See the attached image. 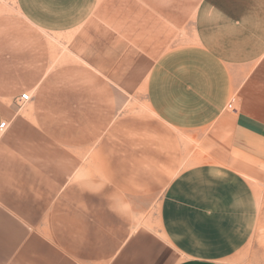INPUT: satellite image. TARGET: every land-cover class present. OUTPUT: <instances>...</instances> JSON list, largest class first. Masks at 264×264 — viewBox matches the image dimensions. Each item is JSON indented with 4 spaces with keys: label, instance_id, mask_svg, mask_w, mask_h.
<instances>
[{
    "label": "crops",
    "instance_id": "0c3cea01",
    "mask_svg": "<svg viewBox=\"0 0 264 264\" xmlns=\"http://www.w3.org/2000/svg\"><path fill=\"white\" fill-rule=\"evenodd\" d=\"M4 121L0 264H226L258 219L264 0H0Z\"/></svg>",
    "mask_w": 264,
    "mask_h": 264
},
{
    "label": "rangeland",
    "instance_id": "374dc122",
    "mask_svg": "<svg viewBox=\"0 0 264 264\" xmlns=\"http://www.w3.org/2000/svg\"><path fill=\"white\" fill-rule=\"evenodd\" d=\"M179 1V6L180 9L182 7H187L190 8L193 4H197L199 0H178ZM193 3V4H192ZM180 20H185L186 17L182 16L180 14L179 17ZM179 24L180 29H181V34L180 36L182 37L183 33L182 30H186L184 28L185 25ZM182 27V28H181ZM141 109H144V106H142L139 103L132 102V105H130V108L127 109V112L131 113H139L141 112ZM132 118L135 119V117H138V114H133L131 116ZM128 135V133H127ZM106 138V136H99L100 143H102ZM126 137L124 134V131H119L117 132L113 137H111V143H116V144H123V140L125 141ZM201 139L198 137H189L187 138L186 136H179V143L185 144V147L179 148V153L174 152V154H178L179 160L182 161L180 165H183V161L190 159V156L195 159V161H202V160H207V159H212L210 153V149L205 148L202 149L201 147ZM106 141V140H105ZM156 145H152V152H148L147 154V159H157L156 155L160 154L157 153L155 149ZM148 149V148H147ZM156 151V152H155ZM194 151V152H193ZM137 156H141V152H136ZM163 156L162 158L167 159L170 158V152H162ZM194 153V154H193ZM213 154V153H211ZM158 157V158H159ZM160 159V158H159ZM254 188L256 190V194L258 197V202H259V211H258V219L256 221V225L253 228L252 233L250 234V237L244 243V245L238 249L233 255H231L227 260L226 264H264V176L260 177L258 181H255L253 183Z\"/></svg>",
    "mask_w": 264,
    "mask_h": 264
},
{
    "label": "built area",
    "instance_id": "2783aa9c",
    "mask_svg": "<svg viewBox=\"0 0 264 264\" xmlns=\"http://www.w3.org/2000/svg\"><path fill=\"white\" fill-rule=\"evenodd\" d=\"M31 100L30 93L22 94L19 98L16 99V105L19 109H21L27 102ZM227 109L232 112H237V108L235 106V98H232L230 103L227 105ZM7 126V121H4L0 124V129L3 130Z\"/></svg>",
    "mask_w": 264,
    "mask_h": 264
}]
</instances>
